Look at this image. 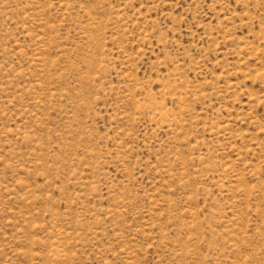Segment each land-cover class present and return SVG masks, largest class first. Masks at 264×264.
<instances>
[{
  "label": "rangeland",
  "instance_id": "rangeland-1",
  "mask_svg": "<svg viewBox=\"0 0 264 264\" xmlns=\"http://www.w3.org/2000/svg\"><path fill=\"white\" fill-rule=\"evenodd\" d=\"M0 264H264V0H0Z\"/></svg>",
  "mask_w": 264,
  "mask_h": 264
}]
</instances>
